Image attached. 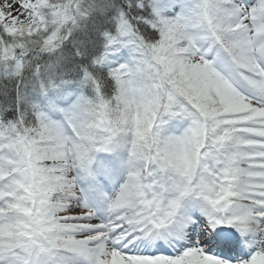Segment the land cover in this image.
I'll use <instances>...</instances> for the list:
<instances>
[{"label": "snow or ice", "instance_id": "6c2138e0", "mask_svg": "<svg viewBox=\"0 0 264 264\" xmlns=\"http://www.w3.org/2000/svg\"><path fill=\"white\" fill-rule=\"evenodd\" d=\"M0 264H264V0H0Z\"/></svg>", "mask_w": 264, "mask_h": 264}]
</instances>
